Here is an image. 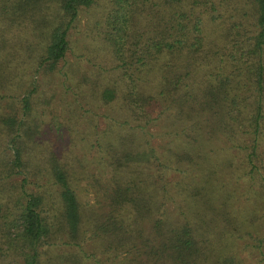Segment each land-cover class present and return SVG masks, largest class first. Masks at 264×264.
Instances as JSON below:
<instances>
[{
  "label": "trees",
  "instance_id": "trees-1",
  "mask_svg": "<svg viewBox=\"0 0 264 264\" xmlns=\"http://www.w3.org/2000/svg\"><path fill=\"white\" fill-rule=\"evenodd\" d=\"M45 1L0 0L2 36L17 18L37 20ZM53 1L37 29L40 51L30 57L35 47L24 38L26 45L8 42L0 53V100L11 103L0 104V189L11 194L0 196V254H14L20 239L31 249L23 251L25 264H40L44 246L56 249L53 264L99 254H121L123 264H244L220 249L235 250L251 236L243 248H257L264 264V0L241 6L237 19L226 14L236 0H110L98 24L118 76L98 97L117 102L120 113H103L106 126H96L92 158L99 161L91 162L101 170L81 162L88 157L64 163L55 147L35 151L41 160L32 163L27 114L36 84L22 90L20 51L55 70L80 8L95 2ZM243 14L253 19L250 33ZM208 23H225L226 32L214 39ZM79 162L98 192L87 204L73 187ZM41 168L53 189L39 181Z\"/></svg>",
  "mask_w": 264,
  "mask_h": 264
},
{
  "label": "rangeland",
  "instance_id": "rangeland-1",
  "mask_svg": "<svg viewBox=\"0 0 264 264\" xmlns=\"http://www.w3.org/2000/svg\"><path fill=\"white\" fill-rule=\"evenodd\" d=\"M237 8L234 5H229L227 13L234 19L241 14L240 7H248L250 0H236ZM49 4V8L43 12L41 10L42 5L33 14L36 15L37 20L17 18L11 26L12 29L9 32H4L0 27V53L4 54L8 50L10 43L19 45H26L24 38H29L31 47H35V50L25 51L31 55H35L41 48V35L40 25L42 24V16L49 14L53 11L56 3L53 0H46L44 3ZM110 6V0H95L92 5L82 6L79 10L76 20L73 22L68 30L69 46L66 51L65 59L57 62V68L55 70H47L44 66L36 67L34 59L23 54L21 59L18 60L19 68L26 69L27 80H25L22 90H29L33 88L35 80L36 90L32 96L30 109H28L27 119L31 121L34 127V139L33 148L31 153L34 152L32 163H37L41 160V153L35 152L39 150H50L55 147V151L62 155V161L71 162V158H83L88 157L81 161L83 164L89 163L93 169L101 170V163H92L91 161H99V159L92 158L95 146L93 139L97 127L106 126L107 118L103 116V113L109 112L110 114H116V117L120 113L117 110V102L105 103L102 98L98 97L101 89L109 82H112L118 76V69L115 68L113 57L110 53L109 45L101 37V30L98 24L106 11ZM245 8L243 11H245ZM236 11L238 15L234 16ZM216 13V12H215ZM58 14H53L52 17ZM206 17V16H205ZM239 18V17H238ZM244 23L242 25L250 33L254 30L255 26L253 19L250 16L243 14ZM225 20V19H224ZM226 21V20H225ZM237 23V22H233ZM241 23V22H240ZM27 25V26H24ZM205 32L208 33L214 39H220V36L226 32L225 23L220 25L208 23L205 26ZM242 30V32L246 31ZM235 31V28H234ZM22 40V44L20 42ZM217 45H220L217 43ZM32 65L34 67H32ZM211 66V64H207ZM38 68V70H35ZM33 76H30L32 75ZM29 75V76H28ZM23 80L25 79L22 78ZM97 83L99 88L91 83ZM97 88V89H93ZM100 89V90H99ZM23 93L18 96L21 97ZM18 101V99H17ZM21 103V101L19 100ZM16 102L15 104H20ZM1 107L9 109L11 103H8L6 97L0 100ZM17 104V105H18ZM113 109V110H112ZM157 109V106L154 107ZM165 116V115H164ZM163 116V117H164ZM164 120L170 123L169 118ZM161 125V124H160ZM160 125L152 126L153 129L160 128ZM156 127V128H155ZM113 138L108 137V139ZM104 139V138H103ZM155 141H158L157 139ZM163 143V142H162ZM2 146V145H1ZM90 151V152H89ZM89 152V153H88ZM88 153V155H87ZM77 170L73 173V187L76 191L78 199L81 203L87 204V202H93L98 192L91 187L89 180L91 178L83 177V170L78 167L79 163H74ZM44 166V165H43ZM33 170V169H32ZM30 172V171H29ZM31 173V172H30ZM34 177L32 176L31 179ZM15 185L18 184L19 176H14L12 179ZM10 180V181H11ZM39 181L46 183V187L53 189L51 177L46 171V168L40 169ZM240 183V182H239ZM241 188H245L243 183H240ZM239 187V186H237ZM240 190V189H239ZM15 192V190H13ZM10 196V192L7 188L0 189V196ZM246 238H239L233 249L224 248L220 249L222 253L237 252L244 258V264H257L262 258L257 248H254V252H250V246L243 248L242 243L252 241L251 236H245ZM253 243V242H252ZM264 245V244H263ZM12 246L14 254L5 253L0 254V264H25V255L23 251H30V247L24 246V244L18 239ZM224 246V245H223ZM48 248V252H44L41 249V263L40 264H53L50 260V254L56 253V249L53 246H44ZM86 247L92 250L93 244L88 242ZM264 250V246L262 247ZM99 260L93 257L83 259L82 264H123L121 258L122 255L114 256L110 255H98ZM264 262V261H261Z\"/></svg>",
  "mask_w": 264,
  "mask_h": 264
}]
</instances>
